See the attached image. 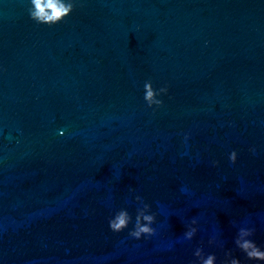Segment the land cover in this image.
<instances>
[{
	"label": "water",
	"instance_id": "1",
	"mask_svg": "<svg viewBox=\"0 0 264 264\" xmlns=\"http://www.w3.org/2000/svg\"><path fill=\"white\" fill-rule=\"evenodd\" d=\"M29 2L0 0V264H192L201 245L257 264L234 240L248 221L264 245V0H79L56 25ZM146 79L170 89L156 111ZM132 187L150 239L109 228Z\"/></svg>",
	"mask_w": 264,
	"mask_h": 264
},
{
	"label": "clouds",
	"instance_id": "2",
	"mask_svg": "<svg viewBox=\"0 0 264 264\" xmlns=\"http://www.w3.org/2000/svg\"><path fill=\"white\" fill-rule=\"evenodd\" d=\"M79 0H30L29 14L30 17L37 23L56 25L64 21L75 10ZM169 86L161 84L157 86L152 79H146L142 86V96L146 106L153 111L162 108L165 104V97L169 94ZM58 134L61 136L67 135L66 128L58 129ZM191 137V132L183 134L184 142L187 144ZM249 151L253 154L257 152L255 145L249 147ZM240 158L238 149H232L228 153V160L235 164ZM214 165H219L220 161L212 162ZM181 191H188L182 188ZM132 194L135 204V212L130 210V206L117 207L109 216V228L112 232L122 233L127 230L128 237L136 240L150 239L157 234V217L158 212L153 210V205L147 202L136 188L129 189ZM235 224V221L233 222ZM200 231L199 218L194 216L186 225V230L181 239L183 241H192ZM256 233V228L250 222L241 223L237 228L235 235V249H238L244 254L248 261L264 264V245L258 243L253 237ZM208 244L224 248V241L219 233L214 232L208 239ZM172 245H169L171 247ZM195 260L192 264H245L239 255H235L233 249H227L224 253V259L218 261L216 252H206L201 245L195 248Z\"/></svg>",
	"mask_w": 264,
	"mask_h": 264
}]
</instances>
